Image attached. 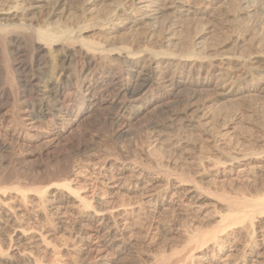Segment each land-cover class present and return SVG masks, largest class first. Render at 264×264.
Instances as JSON below:
<instances>
[{"label":"rangeland","instance_id":"374dc122","mask_svg":"<svg viewBox=\"0 0 264 264\" xmlns=\"http://www.w3.org/2000/svg\"><path fill=\"white\" fill-rule=\"evenodd\" d=\"M74 1H72V4L76 3L78 6L85 3L84 0ZM91 1L90 14L89 12L86 13L84 19L87 22L91 21L89 17L91 18L98 13L94 16L99 20H95L101 24L120 7L129 5L131 0ZM188 1L181 0L185 4L188 2V4L196 7L198 14L196 12L187 18H183V21L178 20L177 16L175 17L172 13L171 16L169 15L168 24L171 23L168 34H171L169 36L170 45L164 46L165 30L163 31V27L157 29L152 36H149L142 25H137L136 30L131 31L132 36L135 34L134 37L141 44L168 47L179 61L184 59L187 62L190 61V64L180 67L184 75L190 74L189 76L193 78L194 72L198 68L202 70L210 69L208 63L213 60V65H217L221 69L224 66L223 69L229 71L233 81L229 79L224 87L219 89L213 86L201 88L202 90L198 89V94L192 98H189L190 90H187V87L177 86L173 91L174 97L169 99L170 102L162 109V114L155 116L153 121H147L144 117L137 118L131 123L129 127L131 129L123 130L124 132L122 131V134H119L121 136L112 134L116 128L112 119L116 110L104 108L105 110L102 109L98 115L85 119L71 127L63 138L50 142L48 124L42 123L37 128V131L40 130L39 134L34 131L28 137L14 135L13 140H9L13 143V145L11 144L12 149L8 148L0 151L1 157L3 156L0 158V166L2 165L0 171L3 170L4 172L3 166H6V161H3L4 157L12 153V156L16 155L15 161L19 162L18 164L15 162L18 169L15 175L17 179H24L25 175L21 172L25 169L30 175L42 176L44 173L54 170L53 163L58 161L64 169L70 172L65 180H77L74 185L80 186L81 190H84V187H89V183L94 179L95 175L93 172L88 171L89 167H95L93 163L100 161L106 163L105 166L109 168L124 164L130 168L143 169V173H147L148 177H156L155 186L159 193L157 192L158 194L156 193L150 199H146L148 202L141 211L136 208L133 212L123 216L125 219L122 221H128L127 224L123 223L122 225V235L116 242L117 245H110L108 240L106 243L91 239L92 242L89 246L82 242L83 235L79 236L75 230H70V223L79 219V209L68 210L62 215L63 224L54 223L58 221L54 217H51L53 224H50L41 213L36 212L35 206L27 205L26 207L29 210L25 213L21 211L23 215L18 212L17 217L22 228L27 230V234H44L42 236L46 239L45 243V240L42 239V243H35L33 244L34 247L26 249L31 252L29 254L37 256L40 264H93L95 259H99L100 256L109 260L108 262L111 264H155L158 260L160 264H179L181 263V261L179 262L180 258L184 262L181 264H208V259L203 255L205 249L199 247L201 245L199 239L207 233L205 232L207 229H215V227L217 229L219 227L217 230H220L221 220L227 215H231H226L230 212L226 199L231 197L244 200L264 196V65L259 61L251 62L250 67L253 68L250 71L251 74L242 76L240 71L234 72L233 64L226 61V57L229 55H235L236 57L242 55V58H248L256 54L264 55V0ZM114 6L117 10H114ZM241 9L242 11H240ZM236 10L239 11L238 14ZM94 16L92 19L95 18ZM100 16L103 17H101L103 20L100 19ZM173 19L174 23L172 22ZM138 29L139 32L137 33ZM237 34L238 36H236ZM186 47L187 50H185ZM111 56L115 57L114 54H111ZM183 57L184 59H182ZM116 62V60L111 61V63ZM106 64L110 63L106 62ZM9 112L10 106L4 105L2 115L5 114L4 116L7 117ZM7 120L8 118L0 124L1 133L7 131L5 130ZM154 129L162 130V135L158 140L153 136ZM167 130L172 134L173 140H167V135L164 136V132ZM7 136L11 138L13 136L12 131H8ZM34 136L38 137L32 140L31 138H34ZM47 142L49 143L47 144ZM238 157L240 159L236 161ZM215 162L218 163L215 164ZM129 170L126 175L130 174L132 169ZM11 172L12 170L6 169L4 173L9 175ZM180 175L185 176L180 178ZM176 176L183 180L181 186L183 192L190 190L189 195L194 196V199H192L194 202H191L190 205H185L186 198L182 197V194L171 195L173 190L165 187L168 183L175 181L174 177L177 179ZM165 178L170 180L167 181ZM184 182L186 184H183ZM127 187L129 185L124 184V189H121L118 195L114 194L112 196L110 200H113L110 204H116V201L118 203L119 200L127 198L134 201V193L131 191L129 193L126 190ZM199 190L201 191L198 192ZM67 205L71 206L70 203H67ZM237 211L231 209L233 216L242 213V210ZM211 212L214 216L211 214V217H209ZM256 213L258 214V212ZM256 213H253L252 216L255 218H252L255 220H252L255 226L259 225L260 221L261 223L264 222V212L263 215L259 213L260 217ZM207 215H209V218ZM246 217L248 221L246 218H243L246 221L242 218L236 220V222L231 220L232 218L226 221L227 230L228 228L235 229L234 238L237 239L235 240L238 244L244 245L249 241V234L246 232H250V217ZM96 222L86 227L88 233H91V230L97 224ZM237 222H239V225ZM216 223L218 224L216 225ZM245 223L247 224L244 225ZM232 224H234L233 227ZM33 229L35 233H33ZM259 229L256 228L257 231ZM244 230L245 232H243ZM8 231L3 229V231H0V235L4 236ZM194 233L199 236L197 237ZM193 235L194 237H192ZM1 236L0 238H2ZM193 240L199 243H191ZM120 241L122 242L120 243ZM124 241L128 243L126 244ZM99 243L102 247L104 244V247L102 248ZM1 244L3 253L6 254L3 256L4 259L0 257V264H33L32 261L27 260V254L25 255L24 252L18 253L16 249H12L14 245L7 249L3 241H1ZM23 247L24 245L16 246L18 249H23ZM258 252L259 258L256 264H264V247L259 249ZM180 253L181 256H179ZM234 263L251 264L253 262L248 263L242 257L232 258L228 262V264Z\"/></svg>","mask_w":264,"mask_h":264},{"label":"bare ground","instance_id":"6f19581e","mask_svg":"<svg viewBox=\"0 0 264 264\" xmlns=\"http://www.w3.org/2000/svg\"><path fill=\"white\" fill-rule=\"evenodd\" d=\"M72 1L0 0V124L4 123L5 119L8 118L5 127L7 131L5 133L0 132V151L8 148L12 149L13 143L10 141L13 140L14 135L17 137L20 135L28 137L34 131L39 134L40 130L37 131V128L42 123L48 124L50 142L63 138L71 127L85 119L98 115L104 108L116 110L114 116H112L116 125L112 134L121 136L119 134L123 130L128 129L137 118L144 117L147 121H153L155 116L162 114V109L170 102L169 99L174 97L173 91L175 87H187V90H190L189 98H192L198 94L201 88L213 86L219 89L224 87L226 82L231 79L229 71L224 70V66L221 69L217 65H213V60L208 63L211 67L210 69L202 70L198 68L194 72L193 78L189 76L190 74L184 75L180 67L190 64V61L187 62L184 57L182 58L184 60L180 59L181 61H179L168 47H164L171 43L169 37L171 34L168 35L171 25V23L168 24L169 17L173 14L175 17L177 16L178 20H182L197 12L196 7L188 4V0H186L188 1L187 4L181 2V0H131L129 5L120 7L118 10L114 6V10L117 11L113 12L112 16H109L101 24L95 20L97 17L94 15L98 13L93 15L94 19H92V15L91 18L89 17L91 21L87 22L84 19L85 14L90 11V6H92L90 4L91 0H84L85 3L81 6L76 3L72 4ZM93 9L95 10L96 8ZM101 17L100 19L103 20V17ZM172 22H175L174 19ZM137 25H142V28L145 31L147 30V33L143 31L149 36H152L157 29L163 27V31L165 30L164 46L141 44L134 37L135 34L132 36L133 34L131 33V31L136 30ZM138 32L139 29L137 30ZM144 32L143 34H145ZM187 49L186 47L185 50ZM111 54H114L115 57H112ZM241 56L229 55L226 57V61L233 64L234 72L240 71L242 76L249 74L253 69L250 67L251 62L259 61L264 65V55L262 54L252 55L248 58H242ZM112 60L117 62L111 63ZM106 62L110 64H106ZM190 66L192 67L193 64ZM4 105L10 106V112L7 117L4 116V113L2 115ZM8 131H12L13 136L11 138L7 136ZM152 133L155 139L158 140L162 135V130L154 129ZM164 134V136L167 135V140H173L172 134L168 130ZM36 137L34 136L31 139L35 140ZM12 155L13 153L7 154L4 157L5 159H2L6 161V166H3L4 172L6 169H10L12 172L9 175H5L3 170L0 171V231H3V229L9 230L4 236L0 235L2 237L0 238L1 258L6 254L3 253V247L1 248V241H3L7 249L14 245L12 249H16L18 253L24 252L25 255L27 254L26 258L29 262L40 264L37 256L29 254L31 252L26 249L34 247L33 244L35 243H42V239L45 240V243L46 239L42 236L44 234H27V230L22 228L21 222L17 217L18 212L24 211L25 213L29 210L26 207L27 205L35 206L36 212L41 213L50 224H53L51 217L58 220L54 223L63 224L62 215L68 210L79 209V219L70 223V230H75L79 236L83 235L81 240L88 246L92 242L91 239L106 243L108 240L110 245H115L122 235L123 223L128 221L123 222L122 220L125 219L123 216L133 212L136 208L140 211L144 209L143 206L148 202L146 199H150L151 196L158 192L155 186L156 177H148L147 173H143V169L138 170L137 168H130L118 163V166L112 165L113 167L109 168L102 161L93 163L95 167H89L88 171L93 172L95 176L93 181L89 183V187H84V190H81L80 186L74 185L77 180H65L70 175V172L64 169L58 161L53 163V166H55L54 170L46 172L42 176L30 175L25 169V171L21 172L25 175L24 179H17L15 176L16 171L18 172L16 168L17 160L15 161L16 155ZM2 157L0 155V158ZM245 157L242 156V158ZM239 159L240 157L236 161H239ZM102 160L104 161V159ZM117 162L119 161L117 160ZM129 169L132 170L130 174L126 175ZM166 173L168 174V172ZM182 175H180V178L185 176L182 177ZM178 177V180L174 177L175 181L168 184L165 178L167 184L165 187L173 190H171V195L182 194V197L186 198L185 205H190L191 202H194L192 201L194 196L189 195L190 190L183 192L181 189L183 180ZM185 182L183 184H186ZM124 184L129 185L126 190L134 193L135 200L130 201L127 198L121 199L117 203L115 200L118 199H115V197L114 202L116 204H110L113 200H110L112 196L114 194L118 195L120 190L124 189ZM165 187L163 186V188ZM207 191L211 193L209 190ZM208 192L206 193L208 194ZM226 200L230 211L226 215L231 214L232 216L224 214V217L226 216L227 218L225 217L221 220L220 230H217L219 227L216 229L215 226L216 230L214 228L207 229L205 231L207 233L199 239L201 242L199 247L205 249L203 255L208 259V264H228L230 259L239 257L246 259L248 263L253 262L251 264H256L259 258L258 251L264 247V222L261 223L260 221L259 225L255 226L252 222L255 218L252 216L256 212H258L256 214L259 217L261 216L260 214L263 215L264 196L244 200L228 197ZM67 203H70L71 206L67 205ZM231 209L242 210V213L239 212L240 214L233 216ZM151 212L153 211L151 210ZM211 214L213 215L211 212L210 216L207 215V217H211ZM246 216L250 217L251 228L250 232H246L249 234V238L247 237L249 241H246L247 243L243 245L238 244L237 239L234 238L235 229H226V221L231 218L235 222L241 218H246L247 220ZM95 221H97V224L93 227L91 233H88V228L86 227L94 224ZM237 224L239 225V222ZM255 227L260 229L257 231ZM33 233H35L34 229ZM196 235L197 237L199 236L198 234ZM193 242L195 241L193 240L191 243ZM195 243L198 244L199 242ZM20 245H24L23 249L16 248V246L19 247ZM181 253L179 256H181ZM108 261L100 256L99 259H95L93 264H111ZM180 261L184 263L181 258ZM157 263L160 264L159 260L155 264Z\"/></svg>","mask_w":264,"mask_h":264}]
</instances>
